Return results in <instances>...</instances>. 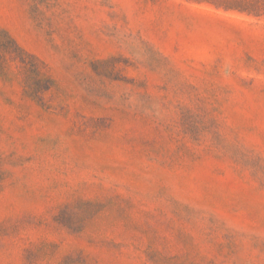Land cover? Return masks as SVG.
I'll use <instances>...</instances> for the list:
<instances>
[{
  "label": "rangeland",
  "instance_id": "obj_1",
  "mask_svg": "<svg viewBox=\"0 0 264 264\" xmlns=\"http://www.w3.org/2000/svg\"><path fill=\"white\" fill-rule=\"evenodd\" d=\"M0 264H264V0H0Z\"/></svg>",
  "mask_w": 264,
  "mask_h": 264
}]
</instances>
